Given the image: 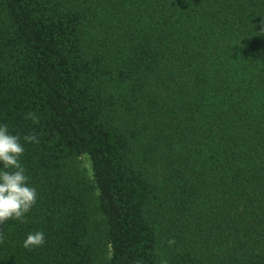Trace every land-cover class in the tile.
<instances>
[{"label": "trees", "instance_id": "16d2710c", "mask_svg": "<svg viewBox=\"0 0 264 264\" xmlns=\"http://www.w3.org/2000/svg\"><path fill=\"white\" fill-rule=\"evenodd\" d=\"M262 26L264 0H0V125L37 191L0 264H264Z\"/></svg>", "mask_w": 264, "mask_h": 264}, {"label": "clouds", "instance_id": "9594fccd", "mask_svg": "<svg viewBox=\"0 0 264 264\" xmlns=\"http://www.w3.org/2000/svg\"><path fill=\"white\" fill-rule=\"evenodd\" d=\"M261 32H264L262 26ZM38 123V117L30 112L25 117ZM26 143H39L36 134H29L23 137ZM25 153L24 144L18 134H12L8 125H0V224L9 220H18L25 223V214L30 212L37 202V191L29 184V177L22 166L21 158ZM3 233L0 232V242H3ZM46 243L45 233L37 231L29 233L23 241L26 250H33L42 247ZM175 243L174 239L168 241L169 245Z\"/></svg>", "mask_w": 264, "mask_h": 264}, {"label": "rangeland", "instance_id": "374dc122", "mask_svg": "<svg viewBox=\"0 0 264 264\" xmlns=\"http://www.w3.org/2000/svg\"><path fill=\"white\" fill-rule=\"evenodd\" d=\"M79 162L81 164V166H83L85 168V170L87 171L88 175L91 176V161L88 157V155L83 154L80 156L79 158Z\"/></svg>", "mask_w": 264, "mask_h": 264}]
</instances>
